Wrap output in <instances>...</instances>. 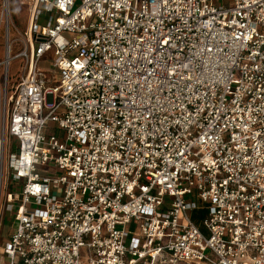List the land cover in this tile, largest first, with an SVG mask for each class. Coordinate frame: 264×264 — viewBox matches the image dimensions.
Here are the masks:
<instances>
[{
  "label": "built area",
  "instance_id": "2783aa9c",
  "mask_svg": "<svg viewBox=\"0 0 264 264\" xmlns=\"http://www.w3.org/2000/svg\"><path fill=\"white\" fill-rule=\"evenodd\" d=\"M15 1L0 264H264V0Z\"/></svg>",
  "mask_w": 264,
  "mask_h": 264
},
{
  "label": "rangeland",
  "instance_id": "374dc122",
  "mask_svg": "<svg viewBox=\"0 0 264 264\" xmlns=\"http://www.w3.org/2000/svg\"><path fill=\"white\" fill-rule=\"evenodd\" d=\"M79 5V1L76 2V6ZM1 0H0V62L5 57V50L7 48V45H11L12 48V54H17L22 49V37L23 33L25 32L27 28V19H28V12L27 8L21 4H19L15 0H11V7L10 11L8 12L9 17L7 20H5L3 15V24L1 21ZM51 57V52L47 54ZM6 62V61H5ZM5 62L3 65H0V115L2 116V109H3V76L5 75L6 80L9 79L10 83H16L17 80L20 78L23 68H24V62L22 60H14L11 62L10 66L9 63L7 66H5ZM10 62V61H9ZM45 78L47 80L53 78L55 75L52 73L51 67L43 69ZM4 77V78H5ZM11 89V86L9 87ZM11 93V90H9L8 94ZM1 118V117H0ZM54 126L49 125V128H53ZM56 135H59L58 130H55L54 132ZM20 191V186H17L13 183H10L4 179V185H3V193H12L17 194ZM14 224L9 217L7 213H4L2 216V226L0 229V252L3 247V243L10 231L13 229ZM82 252V251H81Z\"/></svg>",
  "mask_w": 264,
  "mask_h": 264
},
{
  "label": "bare ground",
  "instance_id": "6f19581e",
  "mask_svg": "<svg viewBox=\"0 0 264 264\" xmlns=\"http://www.w3.org/2000/svg\"><path fill=\"white\" fill-rule=\"evenodd\" d=\"M9 17V14H8V11H5L4 12V18H5V20H7V18ZM6 57H8V51H6ZM11 62V60L10 59H8V60H6V62H5V66H7L8 65V63L10 64V62ZM5 77V75L3 76V81H4V83H5V81H6V77Z\"/></svg>",
  "mask_w": 264,
  "mask_h": 264
},
{
  "label": "trees",
  "instance_id": "16d2710c",
  "mask_svg": "<svg viewBox=\"0 0 264 264\" xmlns=\"http://www.w3.org/2000/svg\"><path fill=\"white\" fill-rule=\"evenodd\" d=\"M198 213L196 214V213H194V214H192V219L195 221V222H198Z\"/></svg>",
  "mask_w": 264,
  "mask_h": 264
},
{
  "label": "crops",
  "instance_id": "0c3cea01",
  "mask_svg": "<svg viewBox=\"0 0 264 264\" xmlns=\"http://www.w3.org/2000/svg\"><path fill=\"white\" fill-rule=\"evenodd\" d=\"M19 3V2H18ZM20 4V3H19Z\"/></svg>",
  "mask_w": 264,
  "mask_h": 264
}]
</instances>
